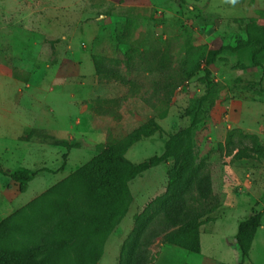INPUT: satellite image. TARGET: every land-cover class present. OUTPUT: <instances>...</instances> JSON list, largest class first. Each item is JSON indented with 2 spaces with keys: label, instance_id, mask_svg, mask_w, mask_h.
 I'll list each match as a JSON object with an SVG mask.
<instances>
[{
  "label": "rangeland",
  "instance_id": "rangeland-1",
  "mask_svg": "<svg viewBox=\"0 0 264 264\" xmlns=\"http://www.w3.org/2000/svg\"><path fill=\"white\" fill-rule=\"evenodd\" d=\"M263 8L264 0H0V166L37 171L25 191L0 174V220L149 118L166 133L195 120V163L213 182L201 207V252L170 245L160 235L151 264H238V221L252 209L264 210V155L234 161L218 144L235 130L264 143V68L251 64V47L223 50L211 65L206 57L246 39V19L259 17ZM127 17L135 18L133 36L118 43ZM28 42L36 45L23 47ZM130 47L139 52L129 70L122 69L133 84L97 77L93 54L120 57ZM162 79L174 85L170 99L159 88ZM98 98H120L119 118L98 113ZM164 140L142 139L126 157L140 162L160 153ZM173 164L171 158L130 181L128 211L106 239L98 264H119L121 249H131L130 235L170 198ZM50 223L34 229L44 235ZM242 264H264V214Z\"/></svg>",
  "mask_w": 264,
  "mask_h": 264
},
{
  "label": "trees",
  "instance_id": "trees-1",
  "mask_svg": "<svg viewBox=\"0 0 264 264\" xmlns=\"http://www.w3.org/2000/svg\"><path fill=\"white\" fill-rule=\"evenodd\" d=\"M258 13L259 17H249L245 21L246 39L235 46H220L211 51L206 57L207 65L213 64L223 50L251 47V64L264 68V8ZM134 25L135 18L127 17L116 41L129 43ZM138 52L137 47H130L120 57L93 54L91 58L97 77L122 86L133 84L122 68L124 66L128 71ZM163 60L168 63L169 59L164 56ZM158 84L170 99L174 85L166 79ZM119 102L120 98H98L95 108L98 113L117 119ZM158 117L162 119L164 114ZM195 123L193 120L188 126L166 133L157 118L151 117L107 142L88 161L0 220V264H98L106 239L128 211L130 181L171 158L174 164L166 186L171 192L170 198L156 214L134 230L130 235L131 249H121L118 263L151 264V246L160 235L170 245L199 254L201 207L212 195L213 182L211 173L195 163L192 142ZM156 135L165 137L160 153L140 162H132L126 157L134 144ZM218 145L234 161L258 159L264 155V143L257 136L240 130L229 131L224 142ZM62 146L69 147L70 143L62 142ZM62 156L65 158V154ZM36 173L6 171L0 166V174L17 183L19 191L27 189ZM263 214L264 210L252 209L238 221L235 234V244L241 252L238 264L249 256ZM47 222H51V229L44 235L34 229L35 225Z\"/></svg>",
  "mask_w": 264,
  "mask_h": 264
},
{
  "label": "crops",
  "instance_id": "crops-1",
  "mask_svg": "<svg viewBox=\"0 0 264 264\" xmlns=\"http://www.w3.org/2000/svg\"><path fill=\"white\" fill-rule=\"evenodd\" d=\"M23 45V47H25V48H27V46L29 47V48H31L32 46H35L36 45V42H34V43H31V42H28V44H22ZM19 49H21V48H19ZM18 53L20 54V52L18 51ZM17 53V54H18ZM37 128H39V129H42V130H44L46 133H48L49 134V132L47 131V129H45V128H42V127H39V126H36Z\"/></svg>",
  "mask_w": 264,
  "mask_h": 264
},
{
  "label": "clouds",
  "instance_id": "clouds-1",
  "mask_svg": "<svg viewBox=\"0 0 264 264\" xmlns=\"http://www.w3.org/2000/svg\"><path fill=\"white\" fill-rule=\"evenodd\" d=\"M233 2H234V0H233Z\"/></svg>",
  "mask_w": 264,
  "mask_h": 264
}]
</instances>
